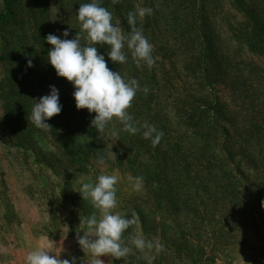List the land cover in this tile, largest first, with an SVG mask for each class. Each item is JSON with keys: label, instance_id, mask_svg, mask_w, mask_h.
Instances as JSON below:
<instances>
[{"label": "rangeland", "instance_id": "obj_1", "mask_svg": "<svg viewBox=\"0 0 264 264\" xmlns=\"http://www.w3.org/2000/svg\"><path fill=\"white\" fill-rule=\"evenodd\" d=\"M130 1L133 2V7L128 12L135 11L137 7L154 5L151 25L143 30L145 16L137 19V27H143V34L153 45L155 63L151 66V71L156 70L157 78L154 82L149 81L147 88L150 94H156L160 103V119H163L169 105L168 88L182 97L193 95L199 98L204 95L201 87L191 85L195 83L194 77L188 74L186 78L182 72L194 57L192 46L187 44L189 34L194 38L195 34L198 35L194 30H191L192 33L186 32L184 22L192 16L199 25L202 8L199 0H188L186 3L182 0H149L148 3L147 0ZM121 2L122 0H117L116 3L108 0L107 5L113 11L114 8L120 9L116 13L114 11L113 22L118 21L122 32L127 34L130 31L126 18L128 12L119 6ZM230 2L231 0L222 1L223 11L230 25L236 27L245 24L244 15L237 8L234 9ZM84 3V0H10L12 13L6 22H0V264H25L29 252L41 246L52 251L50 255H60V258L75 256L78 258L77 264H92L93 258L81 250L76 234L84 227L80 225V216L83 218L96 213L99 218L100 213L92 206L90 199H82L78 192L82 184L94 183L100 174H114L118 177L117 206L112 211L128 218H132L133 211L136 213V223L125 231L124 238L127 240L130 235L142 234L145 239L163 246L162 250L153 248L147 252L133 249L127 257L118 261L111 256H103L101 259L105 264H194L186 256L187 250L192 248L185 241L187 238L194 243L201 242L206 256L211 258L207 263L195 264H264V231L259 215L248 212L243 218L232 213L225 214L223 210L222 213L209 212L205 216L207 211L200 205H195V212L191 208L176 211L169 196L156 198L146 183L144 173L151 175L153 189L161 187V193L165 194L164 174H161L160 182L153 179L154 167L156 169L158 163L164 162L161 152L156 154L154 145L140 155L137 154L142 148L131 152L134 144L135 149L141 143L146 145L148 140L142 137L141 132L131 139L132 134L122 131L123 125L117 118H113L104 131L98 133L91 126L95 113L89 114L87 109L76 108L72 84L65 78L58 77L47 61L51 46L44 38L49 33L59 36L67 29L70 33L67 39H72L79 33L82 44L95 46L88 45L86 33L81 32V25L76 17L79 5ZM212 7L210 4L205 5L207 9ZM4 13L3 0H0V15ZM194 28L197 31L196 24ZM222 39L231 50L229 66L232 73L235 72L236 65L241 67L239 62L244 64V68L253 65L256 72L260 73L250 76L248 71L251 68L244 69L247 80L237 91L240 93L245 87L253 90L250 93L241 92L242 99L238 96V99L233 100L228 88L221 87V84L214 90L224 107L234 111V108L242 106L243 109L239 107L240 111L248 116V104L254 108L255 105L257 108L264 107V58L250 53L232 39L226 41L225 34ZM108 47L97 46L98 52L105 54L109 69L119 72L125 80L135 78L139 81L138 73L144 68V62L137 64L127 47L123 50L127 56L126 63L112 62L107 57ZM28 60L32 61V67H28ZM235 81L238 83V80ZM162 83L165 85L163 89ZM226 83L230 84L228 80ZM50 85L59 90L62 109L75 115L68 119L70 132L75 139L70 140L75 149L73 154L77 162L74 164L66 158L65 151L50 129L37 128L30 120L35 100L49 94ZM138 91L127 111L133 117L135 126L142 129L144 123L154 124L150 121L154 117L156 105L153 103L149 107L146 98V103L142 102L146 105L144 114L141 117L137 115L136 112L142 107L141 101L140 105L134 106L138 102L135 98L141 96V92L142 96L148 97L143 90ZM252 93L251 99L255 100L250 103L248 97ZM208 99L213 100L214 94L211 96L209 93ZM250 109L253 110L251 107ZM160 123H164V120ZM139 124L142 125L138 126ZM63 126L66 128L63 132H68V127ZM90 147H95L98 154L86 159V151ZM100 157H103V164L100 163ZM131 158H134V163L129 162ZM137 176L143 177L139 190L134 188V181L131 179ZM179 197L177 199L181 208L183 194ZM163 204L165 206L160 207ZM139 210L146 212V223L150 229H144ZM187 225H194L192 230L185 232L187 238H176L184 232ZM221 226L225 227L228 234L216 235L215 232ZM171 238L178 240L171 243ZM195 251H198L197 247Z\"/></svg>", "mask_w": 264, "mask_h": 264}, {"label": "trees", "instance_id": "obj_2", "mask_svg": "<svg viewBox=\"0 0 264 264\" xmlns=\"http://www.w3.org/2000/svg\"><path fill=\"white\" fill-rule=\"evenodd\" d=\"M84 1L91 2V0ZM148 1L146 2L148 3ZM187 1L182 0L183 3ZM222 1L199 0L202 8L199 25L194 22L192 16L191 19L184 22L186 32L192 33L191 30H194L193 32H197L198 35L194 33V38L189 34L187 44L192 46L194 57L188 63L189 66L182 68V72L186 78L189 76L188 74L194 77L195 83H191V85L201 87L204 95H200L199 98H195L193 95L186 97L176 95L171 91V88H168L166 80L165 84L169 92L167 103L169 102V105H167L165 117L162 116L163 119H160V103L158 98L156 99V94H150L148 91L146 93L148 97H145L141 92V96L135 98L138 102L134 106L140 105L139 101H141L142 108L136 112L140 117L144 114L143 110L146 109V105L142 103L144 101L146 103V98L149 107L153 103L156 105L154 117L150 122L163 132V136L159 144L155 145L154 152L157 154L160 151L164 162L163 164L158 163L156 169L154 167L153 179L160 182L161 174H164L165 194L161 193V187H156L154 190L153 182L150 181L151 175L144 174L153 195L156 198L163 195L165 198L169 196L176 211L191 208V211L195 212L200 205L207 211L205 216L209 212L212 214L215 211L222 213L223 210L225 214L232 213L243 218H245L244 214L248 212L254 213L259 215L264 231V107L263 109L257 108L255 105L254 108L253 105L248 104L251 113L248 111L247 116L240 111L239 107L243 109L242 106L234 108V111L224 107L219 98L215 96L214 91L218 84H221L223 85L221 87L228 88L232 99L236 100L238 96H241L242 99L243 93H250L253 90L245 87L238 93L237 89L244 86V82L247 80L244 76V69L251 68L248 75L254 73L260 75V73L256 72L253 65L244 68V64L241 62H239L241 67L236 65L235 72L232 73L231 66H229V57L232 58L231 50L227 48L222 35L227 36L226 41L232 39L241 45L240 47L247 48L250 53L264 58V0H231V6L234 9L237 8L244 15L246 21L245 24L236 27L228 22L223 11ZM107 3L108 0H101L102 6L112 12V15L114 11L116 13L120 10L114 8L113 11ZM207 4L213 7L207 9L205 8ZM3 6L6 13L0 15V22H6L5 20L12 13L10 0H3ZM119 6L128 12L132 9L133 2L122 0ZM151 8L154 9V5ZM211 15L216 17H211ZM152 19V15H146L143 30L151 25ZM195 24L197 31L194 28ZM143 65L144 68L138 73L140 77L139 89L141 90L147 87L149 81L154 82L157 78L156 70L151 71V67L145 63ZM231 75L235 77V80H238V83ZM163 79L165 80V78ZM226 80L230 84L226 83ZM156 86L160 88L158 85ZM164 87L165 85L162 83L161 89ZM209 93L211 96L212 93L214 94L213 100L208 99ZM252 96L253 93L248 97L250 103L255 100L251 99ZM245 104L246 102L243 104L244 107ZM250 107L253 109L252 111ZM147 110L149 111L148 108ZM69 117H75V115L66 113L62 109L58 116L52 117L47 123L51 126L49 129L52 135L65 151L66 158H69L70 163L74 164L77 161L73 154L75 149L70 142L74 139V134L70 132L71 127L68 126ZM161 120H164V123H160ZM63 124L68 127L66 133L63 132L65 128ZM140 125L142 124L138 126ZM130 138L133 139L134 135L132 134ZM134 145L136 146V144ZM134 145H132L131 152L142 148V151L139 150L137 155L153 146L150 140L146 142V145L143 143L137 145V149ZM86 153V159H88L91 155L97 156L98 151L95 147H90ZM153 157H156L155 154ZM129 162L134 163V158L129 159ZM62 193L65 192L62 190ZM180 194H183L184 197L181 208H179L177 199L180 198ZM163 206L165 204L160 207ZM138 214L144 229H150L146 223V212L139 210ZM193 227L194 225H187L183 229L184 232L176 238H187L185 232L192 230ZM227 231L230 233L229 230ZM215 233L216 235L228 234L225 232L224 226H221ZM164 234L167 235L166 232ZM177 240L171 238V243H175ZM185 241L192 247L187 250V259L194 261V264L197 262L207 263L211 260L206 256L201 242L194 243L189 238ZM166 244H168L167 241ZM193 244L196 245L198 251H195L196 247ZM178 248L182 249L181 246ZM195 252L197 253L194 255Z\"/></svg>", "mask_w": 264, "mask_h": 264}, {"label": "clouds", "instance_id": "obj_3", "mask_svg": "<svg viewBox=\"0 0 264 264\" xmlns=\"http://www.w3.org/2000/svg\"><path fill=\"white\" fill-rule=\"evenodd\" d=\"M117 0H113L116 3ZM151 7H137L135 11L127 14V23L130 31L122 32L119 22H113V15L103 7L101 0H91L89 3L79 5L76 12L77 20L81 25V32L86 33L88 45L81 43V35L77 33L74 38L67 39L69 30L61 35L49 33L44 41L51 47L47 53V61L54 68L58 77L65 78L74 88L73 99L78 110L87 109L89 114L95 113L91 126L98 132H103L113 118H117L123 125L122 131L130 134L142 133L145 140H150L155 146L159 144L163 132L155 126L144 123L137 128L133 117L127 109L139 89V82L135 79L125 80L119 72L109 69L105 54L99 53L97 46H109L107 57L112 62L124 64L127 56L123 51L125 47L131 52L137 64L144 62L151 67L155 63L152 55L153 45L137 27V19L152 15ZM63 37V38H62ZM28 60V67H32ZM143 92L147 93L145 87ZM35 100V99H34ZM31 111L32 124L40 129L51 127L47 121L62 111L59 99V90L49 86V94L35 100ZM115 135V133H113ZM114 154V153H113ZM103 157L100 163L103 164ZM134 188L139 190L143 177L131 178ZM116 175L100 174L94 183L82 184L78 193L82 199L91 200L92 206L99 210L89 216H80V225L83 229L76 234V240L81 250L90 255L92 264H105L103 256H111L114 260L127 257L133 249L147 252L156 248L162 250V245L144 238L142 234H133L126 240L123 236L129 227L136 223V213L128 218L112 210L117 206ZM82 233V234H81ZM46 247H36L26 257L25 264H77V257L60 258V255H50Z\"/></svg>", "mask_w": 264, "mask_h": 264}]
</instances>
